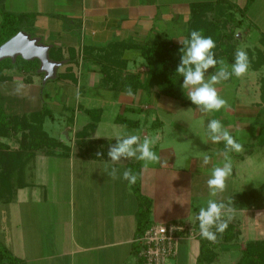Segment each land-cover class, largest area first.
<instances>
[{"label": "crops", "instance_id": "crops-1", "mask_svg": "<svg viewBox=\"0 0 264 264\" xmlns=\"http://www.w3.org/2000/svg\"><path fill=\"white\" fill-rule=\"evenodd\" d=\"M214 1H0V12L26 16L20 30L48 46L49 59L61 63L55 77L44 83L43 73L28 74L19 68L5 67L1 72L5 79L0 81V107L7 116L28 118L44 113L42 130L68 148V152L61 155L39 154L31 160L34 167L31 178H40L43 186L47 179L52 178V181L49 179V188L45 187L42 194H28L26 199L12 202L17 205L20 217L17 226L20 232L14 234L15 245L12 246L17 247V242H21L22 247L28 243L32 251L30 256L26 253L18 256L9 249L12 255L25 264H140L134 240L138 237L136 225L141 207L127 181L113 180L104 172L106 165L112 163L107 160V151L122 133L139 135L141 140L152 134L161 137L160 133L172 126L165 122L171 116L169 101L172 100L140 90L129 96L115 88L130 74H138L140 82L145 84L144 50L156 43L180 46L191 18L190 7ZM227 1L236 5L238 0ZM254 27L264 38V32ZM102 70L108 73L109 80ZM214 71L210 68L206 75ZM184 91L182 97L192 104L187 97L188 89ZM176 102L189 107L179 100ZM191 108L195 110L192 121L200 124V129L205 126L204 140L208 144L205 155L209 156V148L215 147V159L205 164L203 157L182 159L172 152L167 157L159 155L161 162L149 164L147 169L143 168V161L135 158L122 159L116 165L123 172L127 164L139 162L140 195L149 201L150 225L179 224L191 233L179 237L175 256L166 264H196L200 234L195 216L199 208L213 198L207 180L211 168L221 163L217 159L224 160L226 150L224 141L214 142L207 134L208 122L217 118L215 111L202 112L194 104ZM230 108L235 110V119L246 122L228 126L226 115L218 120L243 145V150L256 146L260 133L252 127L251 120L258 117V109H253L251 104ZM89 111L100 112L96 129L90 136L78 137L91 121ZM119 116L136 124L131 127L117 124L115 119ZM55 121L65 124L62 134L56 130ZM116 127L126 131L114 132L115 135L109 137L106 131L116 130ZM139 128L141 133L137 132ZM147 130L151 134H147ZM153 149L158 150L157 145ZM232 153L241 159H232ZM242 153H228L235 166L232 165L233 172L226 180L225 190L215 197L225 203L232 198L236 213L225 231L233 241L222 246L219 258L211 264H234L247 243L264 242V195L259 194L258 185L252 187L254 179H249L253 173L258 175V162L250 159L252 154L246 153L244 157ZM252 161L256 162L257 171L244 172L243 163L248 162V167H252L255 164ZM245 183L251 186L243 189ZM242 195L250 196L245 199L244 206L239 199ZM222 234L217 233L218 236ZM35 241L40 243L35 244Z\"/></svg>", "mask_w": 264, "mask_h": 264}, {"label": "trees", "instance_id": "trees-1", "mask_svg": "<svg viewBox=\"0 0 264 264\" xmlns=\"http://www.w3.org/2000/svg\"><path fill=\"white\" fill-rule=\"evenodd\" d=\"M1 1V0H0ZM256 0H246L243 7H238L227 0H216L209 3H197L190 7V21L187 26V33L185 36L189 38L192 30H202L204 36H211L214 41L219 40V45L223 52L227 51V43L223 34L222 24L227 23L233 25L235 28H240L243 21H245L248 12ZM238 13L240 20L235 19V14ZM0 22V47L14 37L21 30L24 15H14L1 11ZM160 43V42H159ZM163 49L152 53L150 49L144 50V63L146 65L147 80L145 84L140 82L138 74H130L125 81L116 87L119 91L126 92L128 86L132 89V95L137 91L148 92L149 94L155 92L158 96H165L174 100H179L182 104L192 107L188 100L182 97L184 89L183 77L176 73V68L180 63L182 55L180 49L183 47L174 46L171 43H161ZM156 43L153 49L160 46ZM233 49V48H232ZM229 54L228 63L234 62V53ZM152 53V54H151ZM259 54V53H257ZM60 59V58H59ZM58 59V60H59ZM7 65V66H5ZM8 68H16L26 73H36L39 69L38 61L26 62L17 57L12 63L11 60L5 59L0 62V81L5 78L1 72ZM253 69H256L255 67ZM102 74L107 76L108 73L102 70ZM59 78V76H57ZM106 80V81H108ZM91 117L90 123L84 126L78 137L90 136L96 129L99 121L98 111L87 112ZM44 113H38L25 118L23 116H7L0 107V202H9L13 199L14 191L24 188L27 183L22 181L20 176L23 168L31 162V160L39 155L54 156L61 155L60 153H67L68 148L62 146L58 141L49 137L43 130ZM115 123L125 125L127 127L134 126L136 123L128 120L125 117H117ZM19 138V139H16ZM7 140L17 141V148L11 150L7 146ZM264 141V140H263ZM263 141H261L263 143ZM126 168H130L137 174L138 179L135 184H129L130 189L136 196L140 210L137 216L136 234L141 236L151 225L149 224L150 204L149 201L140 195L139 188V162L129 163ZM246 197L242 195L239 199L243 201L241 206H244ZM225 235V236H224ZM200 243V251L196 260V264H210L215 258V250L220 244H228L233 241V238L228 235V231L223 232L222 236L217 235L215 243L207 239L198 237ZM136 248V257L138 253V246ZM174 258V257H173ZM171 258V259H173ZM142 264V260L137 257ZM0 264H25L24 261L16 258L11 252L0 242ZM236 264H264V242H249L245 245L241 252L240 258Z\"/></svg>", "mask_w": 264, "mask_h": 264}, {"label": "rangeland", "instance_id": "rangeland-1", "mask_svg": "<svg viewBox=\"0 0 264 264\" xmlns=\"http://www.w3.org/2000/svg\"><path fill=\"white\" fill-rule=\"evenodd\" d=\"M245 2L246 0H238L236 5L241 8L244 6ZM0 9H1V6H0ZM234 17L236 20H240V16L238 13H236ZM253 24L257 26V28H259L260 31L264 32V0L255 1V3L253 4V6L250 8L248 12L247 19L243 21L242 26L240 28H235L233 25H230L228 23L226 25L222 24V27H223L222 32L223 34L227 36V37H224L225 42L227 43V51L224 53L222 48L219 45V40H216L215 41L216 47L213 49V51L215 52L216 58L217 59L223 58L227 62V64L231 66L232 63H228L229 61L227 60V58L229 57V54L232 53L233 49L235 50V52L238 48L243 49L248 54V58L250 61V67H249L248 72L245 75L239 78H237L236 76H232L230 79L223 81L220 84L215 86L219 95L227 101V107L222 108L220 110L222 112L215 111L216 114H214V116L217 117L216 119H218L220 116L224 118V115H226L227 117L226 121L228 123V126H230L231 124L234 125V122L241 121L240 124L242 122H246L245 119H238V120L235 119V115H234L235 110L234 109L231 110L230 108L231 106L238 105L240 107V105H245V104L250 105L251 104L253 109L254 108L256 110L258 109V112H259L258 117L253 118L251 120L252 127L255 130L258 129L257 131H259L260 133L258 135V144L256 146L244 148L246 151L243 150L242 155H244L245 157L247 154H252L253 155L252 158L250 157L249 158L251 160L255 158L254 161L257 160L256 162H258V167H257L258 175L256 173H253L254 175H250L249 179H254V183L252 187H257L258 185L259 194L264 195L263 194L264 193V141H263L264 140V38L261 35H259L260 32L256 31V28L254 27ZM159 49H163V46L160 45L159 47H156L154 49L152 47L149 50V52L154 53L158 51ZM254 67L256 69H253ZM218 68H219V65H217V68L215 70H217ZM184 95H185V91L183 92L182 96ZM171 100L172 102L169 101V104L171 105L170 107L171 116L168 118V121H165V120L163 121H165L169 125L172 124V126L168 127L167 130L165 129L163 133L159 132L160 134H162V136L159 137V140L156 143L158 150L156 151L155 149L153 150L158 155L162 154L163 156H166V157L171 155L170 153L172 152L176 156V158L179 157L182 159L186 157H196V158L204 157L206 150L208 149V144L205 143V140H204L205 137L203 133L205 131L204 129L205 126H203V128L200 129L199 128L200 124L199 125L195 124V121H192L191 116L194 114L195 110L193 111L191 107H182L179 105L178 102H176V100L174 99H171ZM48 109L51 110L52 114L54 113L52 108H48ZM102 121L105 122V119H103ZM55 124L57 128L56 130H58V132L60 131L61 133V129L65 124L61 122L57 123V121H55ZM123 130L126 131L124 128L116 127V130L115 129L111 131L107 130L106 132H108L107 135L111 137L113 136L114 132L116 134V132L120 133V132H123ZM140 131H141V128L137 130L138 133H141ZM146 133L151 134L149 130H147ZM61 134L60 136H62ZM148 137H154V134L149 135ZM16 139H19V138H16ZM252 139H255L254 135ZM261 141H263V143ZM6 143H7V146L11 148V150H15L17 148V141L15 140H7ZM258 146H262V147L258 148ZM215 149L217 148L215 147L209 148L210 150L208 151L210 154L209 162L215 159V157L217 156V154L214 152L216 151ZM230 156L232 157V159L236 158L234 160H237V161L241 159L240 156L236 153H232L230 154ZM217 160H220L221 162L220 164L218 163V165L222 166V164L224 163V160L222 159H217ZM234 160H231V162H232V165L235 166ZM176 161H178V159H176ZM248 162H244L241 169H244L243 170L244 172L245 171H249L251 173L256 172L257 171L255 167V165H257L256 162L252 161L253 164L255 163L254 166L252 167H248V164H249ZM33 169H34L33 164L28 163L23 168L22 174L18 176V178L20 177L22 181L27 183V186L11 193L13 194V200L7 203L0 202V242L8 250L12 249V251H14V253H16V255L18 256L19 255L24 256L25 253L30 256L32 255L31 254L32 251L30 250L28 243L26 246L24 244L23 247H22L21 242H17L18 243L17 247L12 246V245H15V235L14 234L20 232V230L17 228L18 223L20 221V217L17 214L18 212L17 205L12 202L14 200L21 201L23 199H26L28 194L29 195L42 194L45 187L49 188L48 187L49 179L52 181V178H49L51 174L47 175L49 179H47L46 183H44L46 184V186H43V183L40 178L38 179L39 181L37 180V178L36 180L31 178ZM211 169H213V167ZM237 170L240 171L239 169ZM249 186L251 185L248 183L247 184L245 183L242 186V188L246 189V187H249ZM238 187H240V185ZM239 191H242V189H239ZM242 223H244V220H242ZM35 242H36L35 244L40 243L39 241H35ZM222 246H224V244H220L219 246H216V248H214V246H210L213 248V250H215V253L217 252V254L215 255L216 256L215 259L219 258L220 253L222 252L221 251ZM236 256H239V255H236ZM221 259H223L222 255H221ZM235 263H237V261H235Z\"/></svg>", "mask_w": 264, "mask_h": 264}, {"label": "clouds", "instance_id": "clouds-1", "mask_svg": "<svg viewBox=\"0 0 264 264\" xmlns=\"http://www.w3.org/2000/svg\"><path fill=\"white\" fill-rule=\"evenodd\" d=\"M180 43L182 55L180 63L176 68V73L183 77L182 89H188V99L196 105L202 112L219 111L227 107V101L222 98L216 85L230 79L232 76L237 78L245 75L250 67L248 54L243 49H237L234 54V63L229 66L221 58L217 59L213 49L216 47L215 41L211 36H204L202 30H192L189 38ZM206 75L210 68L216 69ZM126 94L131 96L130 86L126 89ZM207 134L214 142L224 141L226 150L223 153L224 163L211 170L207 186L210 190V198L206 206L200 207L195 216L199 225V234L202 238L215 243L217 233H223L228 224L235 216L236 208L233 206L232 198L229 203L215 199L218 193H222L226 188V180L232 175L233 166L228 155L230 151H243V145L230 134L218 119H211L207 124ZM159 140V136L144 137L141 140L139 135L122 133L115 138V143L110 145L107 151L108 159L112 163L107 164L104 172L111 179H123L130 185L135 184L138 176L132 169L126 168L123 172L116 165L122 159L135 158L143 161V168L147 169L149 164L160 163L161 157L153 150ZM102 156V153H97ZM210 157L205 155L203 162L207 164ZM167 163V161H165Z\"/></svg>", "mask_w": 264, "mask_h": 264}, {"label": "built area", "instance_id": "built-area-1", "mask_svg": "<svg viewBox=\"0 0 264 264\" xmlns=\"http://www.w3.org/2000/svg\"><path fill=\"white\" fill-rule=\"evenodd\" d=\"M179 224H154L134 240L142 264H166L175 256V244L181 235H190ZM192 237V236H191Z\"/></svg>", "mask_w": 264, "mask_h": 264}, {"label": "water", "instance_id": "water-1", "mask_svg": "<svg viewBox=\"0 0 264 264\" xmlns=\"http://www.w3.org/2000/svg\"><path fill=\"white\" fill-rule=\"evenodd\" d=\"M49 47L40 43L38 39L31 38L23 31L17 33L0 47V61L9 59L12 62L21 58L26 62L38 61L39 73H43V83L55 77L56 69L61 63L54 62L48 56Z\"/></svg>", "mask_w": 264, "mask_h": 264}]
</instances>
